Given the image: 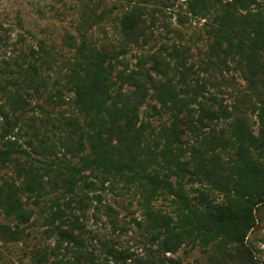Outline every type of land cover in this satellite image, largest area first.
<instances>
[{
    "label": "trees",
    "instance_id": "1",
    "mask_svg": "<svg viewBox=\"0 0 264 264\" xmlns=\"http://www.w3.org/2000/svg\"><path fill=\"white\" fill-rule=\"evenodd\" d=\"M184 3L192 17L209 22L210 42L203 61L220 73L230 68L240 71L247 83L244 97L231 109L214 96L209 97L218 104L217 108L204 102L205 83L198 76L189 79L193 64L187 62L185 48L175 43L166 48L167 57L160 51L142 54L136 68L127 71L125 46L128 42H138L143 32L138 7L118 16L125 39L120 47L99 45L83 33L63 86L89 117L88 128L77 133L72 146L82 150L87 146L89 151L82 154L80 164L61 160L59 170L48 178L47 182L53 186L61 179L70 196L63 206L57 201L53 211L62 216L70 207L71 197H77L76 187L95 185L94 180L81 175L83 169L97 168L106 175L128 173L142 188L147 214L145 227L165 252L176 250L186 240H198L203 246L215 240L219 245L244 246L246 233L254 225L253 208L264 202V0H185ZM29 67L27 79L0 82V91L8 93L7 101L14 114L26 102L21 91L24 84L35 93L42 92L40 85L44 78L36 64L30 62ZM10 83L19 87L8 90ZM60 92L61 88L49 92L47 100L56 101L61 97ZM149 97L160 103L159 107L153 104V109L169 110L172 118L170 123H162L157 132L146 134L149 122L141 120L140 107ZM243 104L255 112L259 121L257 132L251 129ZM194 110H198L196 118ZM0 113L5 118L0 123V138L5 139L0 158L7 160L18 153L29 155L21 143L8 137L13 126L11 112L1 104ZM206 119L210 122H205ZM222 119L225 126L219 130L212 127L200 138L199 145H193L190 154H186L182 146L185 131L197 132L204 125ZM162 137V146L157 151ZM187 173L190 180L219 189L224 198L215 201L200 190L196 199H192L184 183ZM44 189L43 176L30 163L19 181L6 178L0 184V206L7 215L26 222L32 209L25 207V198L32 194L38 198ZM165 193L172 196L173 211L152 207V201ZM69 219L72 230L61 228L60 233L69 242L83 243L80 233L73 230L80 227L78 218ZM81 254L88 264H114L112 261L126 262L131 258L130 252L113 246H109L102 260L91 253Z\"/></svg>",
    "mask_w": 264,
    "mask_h": 264
},
{
    "label": "rangeland",
    "instance_id": "2",
    "mask_svg": "<svg viewBox=\"0 0 264 264\" xmlns=\"http://www.w3.org/2000/svg\"><path fill=\"white\" fill-rule=\"evenodd\" d=\"M184 1L0 0V82L27 79L30 62L36 64L44 78L41 94L35 93L27 84L23 85L21 91L26 102L15 110V114L7 101L8 93L0 91V105L11 112L13 121L8 137L16 139L29 152V155L13 154L7 160L0 158V184L6 178L19 181L24 168L32 163L43 176L46 188L38 198L34 194L25 198V207L32 209L26 222L7 215L0 206V264H88L81 252L102 260L109 246L131 254L126 262L120 259L112 261L114 264H264V202L253 208L254 225L246 233L244 246L219 245L218 240L203 246L198 240H186L176 250L166 252L145 227L147 214L142 188L128 173L106 175L97 168L83 169L81 175L94 180L95 185L76 187L77 197H71L70 207L62 216L53 211L57 201L63 206L70 196L61 179L53 186L47 182L48 178L59 170L61 160L80 164L82 154L89 151L87 146L84 150L72 146L77 133L88 128L89 117L63 86L83 33L99 45L120 47L125 39L118 16L138 7L143 32L138 42H128L125 46L127 71L136 68L142 54L160 51L167 57L166 48L175 43L185 48L187 62L193 64L194 71L189 74V79L198 76L199 81L205 83L207 97L202 98L204 102L217 108L218 104L209 97L214 96L225 108L231 109L244 97L247 83L240 71L230 68L220 73L203 61L210 42L209 22L192 17L186 11ZM16 87L19 85H7L8 90ZM56 88H61V97L48 101L47 94L55 92ZM153 104L160 106L156 99L149 97L140 107L141 120L149 122L146 134L152 130L157 132L162 123H170L172 118L171 111L157 112L152 108ZM193 106L197 107V104ZM248 106L243 104L244 114L251 129L257 132L259 121ZM197 111H193L195 118ZM4 121L0 113V123ZM205 122L210 121L206 119ZM221 126H225L224 119L204 125L197 132L185 131L182 146L186 154H190L193 145H199L200 138L212 127L219 130ZM4 140L0 138L1 148L5 147ZM163 140L164 137L158 142L157 151ZM149 143L153 145L154 140L150 138ZM184 183L192 199H196L200 190L215 201L224 198L213 185L190 180L189 173ZM171 198L168 193L160 195L152 201V207L173 211L175 206ZM75 216L80 227H73V230L80 233L83 243L69 242L60 233L61 228L72 230L69 217Z\"/></svg>",
    "mask_w": 264,
    "mask_h": 264
}]
</instances>
